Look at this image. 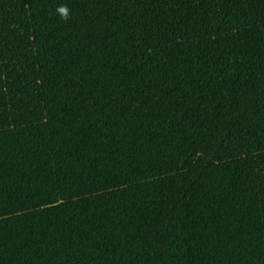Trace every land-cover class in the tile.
<instances>
[{"label":"trees","instance_id":"1","mask_svg":"<svg viewBox=\"0 0 264 264\" xmlns=\"http://www.w3.org/2000/svg\"><path fill=\"white\" fill-rule=\"evenodd\" d=\"M0 264H264V0H0Z\"/></svg>","mask_w":264,"mask_h":264},{"label":"clouds","instance_id":"2","mask_svg":"<svg viewBox=\"0 0 264 264\" xmlns=\"http://www.w3.org/2000/svg\"><path fill=\"white\" fill-rule=\"evenodd\" d=\"M57 13L64 21H68L70 19V9L66 5L58 6Z\"/></svg>","mask_w":264,"mask_h":264}]
</instances>
